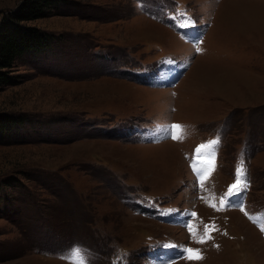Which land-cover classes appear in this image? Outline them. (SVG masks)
<instances>
[{"label": "rangeland", "instance_id": "rangeland-1", "mask_svg": "<svg viewBox=\"0 0 264 264\" xmlns=\"http://www.w3.org/2000/svg\"><path fill=\"white\" fill-rule=\"evenodd\" d=\"M46 14L0 93V264H264V0Z\"/></svg>", "mask_w": 264, "mask_h": 264}, {"label": "trees", "instance_id": "trees-1", "mask_svg": "<svg viewBox=\"0 0 264 264\" xmlns=\"http://www.w3.org/2000/svg\"><path fill=\"white\" fill-rule=\"evenodd\" d=\"M59 0H23L21 6L3 17L0 23V93L17 83L12 69L28 52L47 49L52 38L25 23L44 18ZM11 116L0 114V134L13 122Z\"/></svg>", "mask_w": 264, "mask_h": 264}, {"label": "snow or ice", "instance_id": "snow-or-ice-1", "mask_svg": "<svg viewBox=\"0 0 264 264\" xmlns=\"http://www.w3.org/2000/svg\"><path fill=\"white\" fill-rule=\"evenodd\" d=\"M180 125L176 124V125H172V128L174 130L176 129H180ZM158 131L163 132V130H159ZM173 139L177 138L175 135L172 136ZM220 141H219V138L213 140L211 142V144L215 145V144H218ZM211 145H204V144H201L195 151L197 154H199L201 152L202 149H204L205 147H210ZM242 175V169L238 170L237 171V180L234 184H232L230 186V189H229V193H228V196L231 197V196H235V195H239V192L236 191L237 189H240L241 187V180H240V176ZM246 183V182H245ZM229 204L231 205V201H229ZM243 210V209H242ZM192 215H195V213H192ZM190 227V225H189ZM262 230H264V228H262ZM209 238H211L209 236ZM201 243L204 242V238L201 237V240H200ZM183 251H185L187 253V258L189 259H203V256L199 253V251H194L192 248H186V249H182ZM73 252L77 255H79L81 253V248L79 246H74V249H73Z\"/></svg>", "mask_w": 264, "mask_h": 264}]
</instances>
